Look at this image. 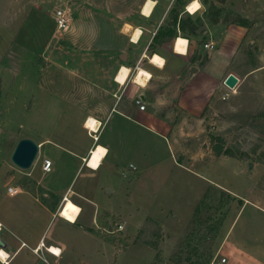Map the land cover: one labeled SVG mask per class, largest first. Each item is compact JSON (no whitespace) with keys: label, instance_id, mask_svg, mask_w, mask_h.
Returning a JSON list of instances; mask_svg holds the SVG:
<instances>
[{"label":"crops","instance_id":"obj_1","mask_svg":"<svg viewBox=\"0 0 264 264\" xmlns=\"http://www.w3.org/2000/svg\"><path fill=\"white\" fill-rule=\"evenodd\" d=\"M230 1L74 0L70 3L73 14L71 29L83 28L90 33V37L84 39V45L90 51L86 58L90 64L86 63L80 73L85 79V103L92 105L95 97V104L98 102L103 111L93 117L90 111L83 113L70 109L66 116L59 115L56 128L48 125L45 128V104H38L37 139L34 141L20 136L10 148L11 154L19 140L28 139L36 144L37 154L28 171L22 175L28 179L26 183L6 186L19 187L21 192L8 197L4 191L0 196V241L4 244L0 250L7 256L4 262L0 260V264H40L31 253L37 246L39 255L49 264H61L59 259L68 249L65 241L70 238V233L82 238L95 236L96 230L91 225L97 229V224L105 227L99 221L102 212L95 200L103 188L108 195L113 193L109 173L120 164L127 168L128 174L121 173V177L136 189L144 182L146 185L154 182L158 177H155L156 171H162L157 170L158 167L165 161H169L170 171H180L189 176L190 181L222 189L215 181L181 163L175 155V140L170 131L180 121V114L194 122L201 121L204 110L212 108L215 97L219 95L221 101V94L229 91L222 85L228 74L238 79L235 88L242 83L234 73H227L221 79L225 71L222 64L225 65L232 57L229 51L225 52V47L240 44L249 29L208 16L205 7L209 3L216 11L218 5L225 7V3ZM17 4L16 0H0V35L10 36L2 53L3 59L0 57V71L4 70L0 73V93L6 92L3 85L7 72L5 66L12 64V56L18 48L17 35L13 33L17 21L13 8ZM193 4L198 7L191 13L189 7ZM262 6L264 3L259 5ZM21 7L26 8L27 19L35 24L33 43L43 44V15L41 22L37 6L36 10L29 9L30 6ZM230 11L246 21L245 12L240 9ZM49 21L54 26L53 16ZM191 26L195 27L193 34L189 32ZM155 36L159 39L156 43L153 41ZM204 44H210L211 48L203 49ZM97 62L100 70L96 69ZM122 68L127 73L124 82L118 84L116 77ZM97 72L105 79L99 84V98L95 79L99 77ZM136 98L140 99L143 110L134 104ZM88 113L94 119L88 118ZM84 114H87L86 120L89 119L86 128L93 127V120L100 123L92 135L87 134L84 123L83 126L79 123ZM68 123L73 126L67 127ZM41 148L46 155L39 158ZM98 148H102L104 153L94 169L89 166L88 160ZM42 160L50 162L47 173L41 170ZM35 170L43 180L46 179L42 187L38 182L29 180ZM7 177L10 178V175ZM224 191L241 205L218 248L225 260L223 264H264V225L254 233L242 222L235 231V226L246 213V221L257 224L255 222L261 219V215L264 216V206H258L257 200L250 197L239 196L234 190ZM200 194H196V199L200 200ZM66 201L78 208L73 222L59 218ZM84 205L89 207L87 217H82ZM158 220L163 227L162 218L158 217ZM107 226L105 231L118 232L110 224ZM50 247L59 251L58 257L44 251ZM22 252L24 255L19 258ZM220 257L211 259L209 264H220Z\"/></svg>","mask_w":264,"mask_h":264},{"label":"rangeland","instance_id":"obj_2","mask_svg":"<svg viewBox=\"0 0 264 264\" xmlns=\"http://www.w3.org/2000/svg\"><path fill=\"white\" fill-rule=\"evenodd\" d=\"M72 1L16 0L18 4L13 8V16L17 18L13 33L17 35L18 48L12 56V64L5 66L9 73L6 72L3 78L6 92L0 93V196L7 185L21 186L28 180L22 177L28 170H18L10 163V148L20 136L37 139L38 104H45V128H56L59 115L66 116L70 109L83 113L90 111L93 117L103 111L98 102L95 104V97L92 105L85 103V79L80 73L86 63L90 64L86 60L89 47L84 45V39L90 37V33L83 28L71 29ZM235 1L226 2L225 7L218 5L216 11L209 3L205 7L208 16L219 17L226 23L243 20L230 10L240 9L246 13L249 30L240 44L225 47V52L229 51L232 57L222 64L225 71L221 75L223 79L227 73H234L242 83L234 91L221 94L220 99L227 94L225 101H219L217 95L212 108L204 110L201 121L194 122L180 114V121L170 131L175 140V155L181 163L215 181L222 189L190 181V177L180 171H170L169 161L158 167L157 170L162 171H156L155 177H158L154 182L149 185L144 182L136 189L121 177V173L128 174L127 168L120 164L109 173L113 193L108 195L103 188L95 200L102 212L99 221L104 229L98 224V229L91 225L96 230L91 238L70 233V238L65 241L68 249L59 259L61 264L68 261L71 264H205L218 256L222 259L218 248L241 205L224 190H234L239 196L250 197L257 200L258 206H264V120H253L264 112V6L259 7L264 0ZM21 5L34 10L37 6L41 22L43 15V44L33 43L35 24L27 19L28 11ZM57 9H67L68 22L64 31H56L49 21ZM8 40L9 35H0L1 59ZM98 65L97 62L96 69L100 70ZM3 72L1 69L0 73ZM97 74L99 98V84L105 79L101 78L100 72ZM86 115L80 118L81 126L83 123L86 126ZM72 126L67 124V127ZM96 128L94 123L90 129L95 131ZM209 136L221 138L223 149L242 152L245 157L241 160L221 155L215 157L208 145ZM45 155L41 148L38 157ZM29 180L38 182L41 187L46 181L36 170ZM195 193L202 194L200 200L196 199ZM88 210L89 207L84 205L82 217H87ZM77 212V206L66 201L59 218L73 222ZM158 217L162 218L163 227L158 224ZM247 219L246 213L235 231L242 222L254 233L264 225L262 215L255 225ZM107 224L115 231L118 225L121 226V233L120 230L105 231ZM23 255L24 252L19 258Z\"/></svg>","mask_w":264,"mask_h":264},{"label":"water","instance_id":"obj_3","mask_svg":"<svg viewBox=\"0 0 264 264\" xmlns=\"http://www.w3.org/2000/svg\"><path fill=\"white\" fill-rule=\"evenodd\" d=\"M202 29V27H201ZM204 29V28H203ZM238 79L232 74H228L222 85L229 91L234 90ZM37 154V146L28 139L19 140L9 157L10 163L18 170L25 171L30 168ZM251 166V164H249ZM4 248V244L0 241V249Z\"/></svg>","mask_w":264,"mask_h":264},{"label":"built area","instance_id":"obj_4","mask_svg":"<svg viewBox=\"0 0 264 264\" xmlns=\"http://www.w3.org/2000/svg\"><path fill=\"white\" fill-rule=\"evenodd\" d=\"M53 22H54V26H55L56 31H64L67 28V22H68L67 9L54 10V12H53ZM210 48H211L210 44H204L203 45V49H210ZM137 74H138V72H137ZM229 92H232V91H229ZM226 97H227V94H225L221 99L225 100ZM134 104L138 107L139 110H143L144 109V107L141 104V101H140L139 98H136L134 100ZM99 126H100V123H98L97 128H99ZM85 130H86L88 135L94 134V132H90L88 129H85ZM41 170L44 173L49 172V170H50V162L48 160H42L41 161ZM20 192H21V190H20L19 187H11L10 186V187H7L5 189V193H6V195L8 197H14V196L18 195ZM120 229H121V226L118 225L117 226V230H120ZM44 251L46 253H48L47 249H44ZM31 253L39 259L40 264H49L45 259H43L39 255V246H37L36 248L32 249ZM54 256L58 257V255H54ZM224 262H225V260L223 258L219 260L220 264H223Z\"/></svg>","mask_w":264,"mask_h":264},{"label":"trees","instance_id":"obj_5","mask_svg":"<svg viewBox=\"0 0 264 264\" xmlns=\"http://www.w3.org/2000/svg\"><path fill=\"white\" fill-rule=\"evenodd\" d=\"M235 25L244 28L246 26V21L245 20H239V22L235 23ZM194 30H195V27L191 26V28L189 29V32L191 34H193ZM157 40H159V39L157 36H155V38L153 39L154 43H156ZM257 118L264 120V112L260 113L258 117L257 116L253 117V120L257 119ZM215 142H218V144L214 145ZM208 145L211 146V149H212L211 151L215 157H218L221 155L224 157L234 158V159H238V160H241L245 157V154L242 152H233L229 148L223 149V141L219 137L214 138L213 136H209L208 137ZM207 262H209V260ZM207 262L205 264H207Z\"/></svg>","mask_w":264,"mask_h":264},{"label":"bare ground","instance_id":"obj_6","mask_svg":"<svg viewBox=\"0 0 264 264\" xmlns=\"http://www.w3.org/2000/svg\"><path fill=\"white\" fill-rule=\"evenodd\" d=\"M194 5H196V4H193V5H191L190 7H189V12H191V13H193L194 11H195V9H196V7H194ZM190 9H191V11H190ZM158 61V59H155V61ZM126 73H127V71H126V69H124V68H122L121 69V71L119 72V74H118V76L116 77V82L118 83V84H122L123 82H124V79H125V75H126ZM147 78V77H146ZM138 85H142V84H139V83H137ZM232 91H234V90H232ZM89 119H87L86 120V123H87V121H88ZM96 124H97V126H98V123L95 121V120H93ZM85 128H86V126H85ZM86 129H88L90 132H96V130L95 131H93V130H91L90 128H86ZM97 129V128H96ZM103 153H104V150L102 149V148H98L97 150H95L94 152H93V154L91 155V158L88 160V164H89V166L91 167V168H94V169H96L97 167H98V165H99V162H100V160H101V158H102V155H103ZM95 163V167H93L92 165ZM47 252H49V254H54V255H58L59 254V251H57V249H52V247H50V248H47ZM55 253H57V254H55ZM6 258H7V256L5 255V253L2 251V250H0V260H2L3 262L6 260Z\"/></svg>","mask_w":264,"mask_h":264},{"label":"snow or ice","instance_id":"obj_7","mask_svg":"<svg viewBox=\"0 0 264 264\" xmlns=\"http://www.w3.org/2000/svg\"><path fill=\"white\" fill-rule=\"evenodd\" d=\"M194 7H198V5H194ZM190 11H191V9H190ZM92 166L95 167L96 166L95 163Z\"/></svg>","mask_w":264,"mask_h":264}]
</instances>
